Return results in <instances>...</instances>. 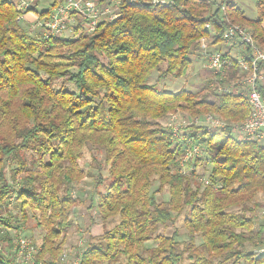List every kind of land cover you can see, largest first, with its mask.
<instances>
[{"label": "clouds", "instance_id": "9594fccd", "mask_svg": "<svg viewBox=\"0 0 264 264\" xmlns=\"http://www.w3.org/2000/svg\"><path fill=\"white\" fill-rule=\"evenodd\" d=\"M0 264H264V0H0Z\"/></svg>", "mask_w": 264, "mask_h": 264}]
</instances>
